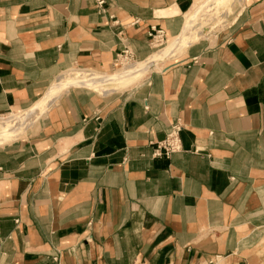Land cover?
<instances>
[{"label": "crops", "instance_id": "obj_1", "mask_svg": "<svg viewBox=\"0 0 264 264\" xmlns=\"http://www.w3.org/2000/svg\"><path fill=\"white\" fill-rule=\"evenodd\" d=\"M199 1L0 0V114L145 60ZM177 120L181 150L156 155ZM0 167V264H264V0L125 94L70 88Z\"/></svg>", "mask_w": 264, "mask_h": 264}, {"label": "bare ground", "instance_id": "obj_2", "mask_svg": "<svg viewBox=\"0 0 264 264\" xmlns=\"http://www.w3.org/2000/svg\"><path fill=\"white\" fill-rule=\"evenodd\" d=\"M224 1L225 0H201L194 14H192L184 24L181 34L176 39L169 42L165 47L145 59L144 62L140 61V63L136 62L135 64L126 66L117 74H106L99 71H76L74 74L75 77H66L65 74L61 75L57 82L51 86L52 88L50 87V90L48 89L47 93L34 106H31L22 114L14 115L8 120L0 123V143L8 140L12 135L19 134L24 129L26 130L27 124L33 119L44 117L49 108L61 97V93L66 92L70 87L84 86L94 89L101 87L103 90L110 92L112 90H117V86L125 81L133 80L140 74L151 70L155 64L172 56L180 47H183L184 45H181L185 43L186 40L192 38V32L198 27V20L203 16L212 15L214 10L219 9V5Z\"/></svg>", "mask_w": 264, "mask_h": 264}, {"label": "rangeland", "instance_id": "obj_3", "mask_svg": "<svg viewBox=\"0 0 264 264\" xmlns=\"http://www.w3.org/2000/svg\"><path fill=\"white\" fill-rule=\"evenodd\" d=\"M242 1L243 0H225L223 3H221L219 5V9H215L212 15H208V16H203L200 18V20H198V27L195 28V30L192 32V38L188 39L185 41V43H183L176 52L173 53V55L170 57V59L168 60H164V61H160L159 63L155 64V66H153V68L151 70H148L142 74H140L137 78L133 79V80H129V81H125L124 83L120 84L121 88H117V90H112L110 92L103 90L101 87L94 89V88H89V87H84L86 89L91 90L92 92L98 93V94H125L127 92H129L130 90L134 89L135 87H137L139 84L144 83L146 81V79L155 71H159L161 68H163L166 64L176 60L180 55L183 54V52L186 50V48L189 46V44L191 42H194L196 40L199 39H212L220 30L224 29L227 26H230L231 23L234 21V18L236 17L237 13L241 10L242 8ZM200 2V1H199ZM192 14V10L189 12V14L187 15V17L185 16V23L188 21V19L190 18V15ZM215 17V18H213ZM203 20V21H202ZM200 22V23H199ZM173 41V40H172ZM169 42H171V40L167 41L166 43L162 46H157L154 48L153 50V54L157 51H159L160 49H162L163 47H165ZM150 57V56H149ZM148 57V58H149ZM147 59V58H146ZM141 61H145V60H141ZM136 62L140 63V60H136ZM130 64H126L123 63L122 65H118L115 66L112 70H106L102 73H106V74H117L119 73L121 70H123L124 67L129 66ZM81 72V71H85V72H94L95 70H81L80 68L77 67H73L70 68L68 70H65L64 72L61 73V75L65 74V76H71V77H75V72ZM96 72V71H95ZM147 73V74H145ZM98 74V73H97ZM60 75V76H61ZM59 76V77H60ZM58 77V79H59ZM57 79V80H58ZM138 79V80H136ZM57 80L51 85L53 86ZM136 80V81H135ZM135 81V82H134ZM50 86V87H51ZM49 87V88H50ZM73 87H77V86H73ZM70 87V88H73ZM115 87V86H113ZM48 88V89H49ZM52 88V87H51ZM69 88V89H70ZM68 89V90H69ZM50 90V89H49ZM67 90V91H68ZM100 90V91H99ZM48 91V90H47ZM47 93V92H46ZM45 93V94H46ZM65 92L61 93V96L64 94ZM44 94V95H45ZM43 95V96H44ZM42 96V97H43ZM41 97V98H42ZM40 98V99H41ZM40 99L38 101H40ZM37 101V102H38ZM36 102V103H37ZM57 102V101H56ZM35 103V104H36ZM35 104H33L32 106H34ZM28 109V108H27ZM27 109H24L22 112L19 113H15L12 114L10 117L14 116V115H18V114H22L24 111H26ZM48 113V112H47ZM46 113V114H47ZM46 116V115H45ZM44 116V117H45ZM44 117H40L39 119H33L31 122H29V124H27L26 130H22L21 133L19 134H14L11 136V138H9L8 140L0 143V145H4L6 143L12 142L14 140H19L21 138H24L26 136H28V134L35 132L41 123L42 118ZM9 119V118H8ZM7 119V120H8ZM6 121V120H5ZM35 121V122H34ZM4 122V121H3ZM24 132V133H23Z\"/></svg>", "mask_w": 264, "mask_h": 264}, {"label": "built area", "instance_id": "obj_4", "mask_svg": "<svg viewBox=\"0 0 264 264\" xmlns=\"http://www.w3.org/2000/svg\"><path fill=\"white\" fill-rule=\"evenodd\" d=\"M97 6L103 10V5L105 4V0H96ZM150 37L152 39V44L154 47L162 46L166 43V34L165 31L161 28L153 27L150 33ZM136 57L132 50L129 48H124L123 51L118 54L114 61V67L118 65L126 64H135ZM19 113V112H18ZM15 113H6L0 114V123L10 118V116ZM183 124L180 120L174 122L170 130L164 140L159 142L156 146L155 154L156 155H164L169 157L170 155L178 152L182 148L180 133L183 129ZM2 168L0 167V170Z\"/></svg>", "mask_w": 264, "mask_h": 264}]
</instances>
